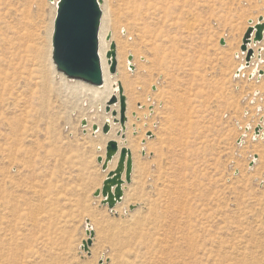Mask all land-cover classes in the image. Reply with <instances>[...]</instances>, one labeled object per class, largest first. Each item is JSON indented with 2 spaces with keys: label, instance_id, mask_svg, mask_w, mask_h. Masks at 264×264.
Returning a JSON list of instances; mask_svg holds the SVG:
<instances>
[{
  "label": "rangeland",
  "instance_id": "obj_1",
  "mask_svg": "<svg viewBox=\"0 0 264 264\" xmlns=\"http://www.w3.org/2000/svg\"><path fill=\"white\" fill-rule=\"evenodd\" d=\"M170 1L149 32L125 1L102 3L131 121L113 138L134 158L110 209L94 192L111 132L85 131V83L53 66L50 1L0 0V264H264V74L250 76L264 39L237 73L264 0Z\"/></svg>",
  "mask_w": 264,
  "mask_h": 264
},
{
  "label": "water",
  "instance_id": "obj_2",
  "mask_svg": "<svg viewBox=\"0 0 264 264\" xmlns=\"http://www.w3.org/2000/svg\"><path fill=\"white\" fill-rule=\"evenodd\" d=\"M102 15L101 0H58L52 38V58L57 70L68 79L80 80L96 86L103 85L104 76L99 52ZM253 22V20H250L251 25L243 37L241 46L242 51L247 52L246 66L250 65L255 54L254 48L250 47V44L252 41L258 43L264 39V16H260L256 24H253ZM111 38L112 34L109 33L107 39L111 40ZM221 43L225 44L226 40L222 39ZM107 57L110 63V72L115 73L118 65L117 44L115 41L111 42ZM129 60H133L132 54L129 55ZM130 67L134 69L133 64ZM259 73L263 75L264 71L260 70ZM153 88L155 89V87ZM119 94V98L116 94L111 97L106 106V112L112 114L113 123L121 124L122 129L117 132V135L124 137L127 121V100L121 83H119ZM117 103L120 104V118L117 117L118 112L111 108L113 104ZM82 124L86 126L88 120L83 119ZM261 128V125L255 128L256 135L260 134ZM101 129L105 134H108L112 129L110 120H107ZM99 130L100 126L97 123L93 124V131L98 132ZM148 136H152V133L149 132ZM143 153H145L144 150ZM117 156L116 167L108 172L102 187L97 188L94 192V196H102V204L108 205L110 209H114L117 204L123 201L124 184H129L132 181L134 171L133 153L126 146L120 147L118 140L111 139L107 142L105 157L98 156L97 158L102 170L106 172L110 163ZM255 157L257 158V156ZM136 206L132 204L129 208L134 210ZM87 222L86 232L89 238L83 241L82 246L86 251L89 250L95 236L94 229L89 227V218ZM102 264H104V261H102Z\"/></svg>",
  "mask_w": 264,
  "mask_h": 264
},
{
  "label": "bare ground",
  "instance_id": "obj_3",
  "mask_svg": "<svg viewBox=\"0 0 264 264\" xmlns=\"http://www.w3.org/2000/svg\"><path fill=\"white\" fill-rule=\"evenodd\" d=\"M122 1H125L124 3H127V4H129L131 6L129 8V10H128V14L129 13H131V14L133 13L134 14V17H135L134 20L136 21L137 24L142 25L141 29H144L145 32H149V31L153 30V28L160 21V19L161 18L162 19L164 18V14L167 15L168 8L166 6V3L167 2H171L170 0H122ZM57 2H58V0H54V1H50V3H49L50 6L54 9V17H56L55 14L57 13ZM102 3H103V0H101V8H102ZM103 9H104V7H103ZM107 13H108V11H107ZM54 17H53V20H55ZM102 17H103V15H102ZM129 17H131V16H129ZM258 19H259V17H258ZM53 20H52V23H53ZM257 22H258V20H257ZM256 23L253 22V24H256ZM101 25H102V23H101ZM51 27H52V30H51V33H50V36H49L50 37V42H51V39L53 38L52 32H54V25H52ZM138 28H140V26H138ZM100 30H101V28H100ZM109 33L112 34V32H108V34ZM108 34L105 31H103V30L100 33V48H99V52H100V57H101V62H102V69H103V76H104V83H103V85L102 86H96V85H91V84L85 83V82L80 81V80H73V79H70V80H73L75 82H78L79 84L85 83V85H83V86L86 88L85 91H88L87 100H84L86 104L83 103V104H85V106H87V116L84 119H87L88 122H89L85 126V128H84L85 131H87L88 129H90L91 126H92V131H93V124H95V123H97L100 126V130H101L103 124L107 120H110L111 125H112V129L110 131L111 133L109 132L110 133L109 136L112 137L111 139H115L113 137H115V132H116V130H118V125L115 124V123H113L112 114L106 112V106H107L108 102L110 101V99H111V97L113 95L116 94L118 96V98H119V95H120L119 94V83H121V81H119V79H117V77H118L116 75L118 73L117 71L115 73H111L110 72V63H109V59L107 57V52H108V50L110 48L111 42L114 41V40H113V38H111V40H108L107 39ZM112 36H113V34H112ZM159 36H160V34H156L155 35V38H158ZM253 45H256V46L253 47ZM257 45H258V43L255 44L252 41V43L250 44V47L255 48V47H257ZM52 52H53V44H52ZM254 52H255V54H254V58H255V56H256V49H254ZM244 54H247V52H245ZM129 55H128V62L126 63V67H129L131 70H134V69H132L130 67V65L132 64V61L133 60H129ZM47 56L49 57V55H47ZM258 56H259V54H258ZM46 59H47V57L45 56V60ZM43 60H44V58H43ZM117 60H118V51H117ZM52 61H53V58H52ZM118 63H119V61H118ZM53 64H54L53 66H55V68H56V65H55L54 61H53ZM123 66H122V64L119 65V69H120L119 70V74H120L121 78H123L126 82H128V84L130 85V87L132 89L133 88V84H132L131 80L128 78V75L126 73V67H123ZM255 66H256L255 67V70H253V72L251 73L253 75L254 74H257L258 69L260 68V64L259 65L256 64ZM117 67H118V65H117ZM244 68H247L245 64L241 65L240 68H239V70L237 72H240L241 69L243 70ZM56 70H57V68H56ZM57 72H58L59 75H64L63 73L59 72L58 70H57ZM43 80H44V75H43ZM45 81H46V79H45ZM86 86H91V87H86ZM154 87H155L154 90H156V86H154ZM111 108H112V110H115V111L118 112V116L117 117L120 118V104L119 103L113 104L111 106ZM118 124H120V123H118ZM130 125H131V121L128 120V123L126 125L127 126V129H129ZM259 125H261L262 128H261L260 134H258L257 137L260 136V137L264 138V127H263L262 124H259ZM120 126H121V124H120ZM121 129H122V126H121ZM100 130L98 132H100ZM98 132H94L93 131V133H98ZM246 132H248V131L246 130ZM116 135H117V133H116ZM117 137L124 138V137L118 136V135H117ZM116 140H118V139H116ZM126 141L127 140L118 141L120 143V147L126 146V145H124V142L126 143ZM135 142H136L135 139H130V143H131L132 146L136 145ZM106 145H107V143H106ZM105 155H106V153H105ZM99 156H103V155H99ZM116 159L118 160V156L112 161V163H110L109 169H108V171H106L107 174H108V172L110 170H113L115 168ZM253 159H254V162H255V161H257L258 158H256L255 156H253ZM126 185L127 184H124V189L126 188ZM100 197H102V196H100ZM87 219L88 218H86V220H85V222H86V230L88 228ZM89 227L90 228L92 227L91 220H90V226ZM88 238H89V236H88ZM82 246H83V243H82Z\"/></svg>",
  "mask_w": 264,
  "mask_h": 264
},
{
  "label": "built area",
  "instance_id": "obj_4",
  "mask_svg": "<svg viewBox=\"0 0 264 264\" xmlns=\"http://www.w3.org/2000/svg\"><path fill=\"white\" fill-rule=\"evenodd\" d=\"M258 43H260V42H258ZM255 44H256V43H255ZM258 52H259V51H258ZM244 53H245V52H244ZM258 54H259V53H258ZM259 71H260V69L258 70L257 74H260ZM251 75H253V74H251ZM254 76H256V74H254L253 77H254Z\"/></svg>",
  "mask_w": 264,
  "mask_h": 264
},
{
  "label": "crops",
  "instance_id": "obj_5",
  "mask_svg": "<svg viewBox=\"0 0 264 264\" xmlns=\"http://www.w3.org/2000/svg\"><path fill=\"white\" fill-rule=\"evenodd\" d=\"M118 161V160H117ZM117 165V164H116ZM116 167V166H115Z\"/></svg>",
  "mask_w": 264,
  "mask_h": 264
}]
</instances>
